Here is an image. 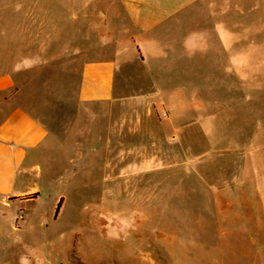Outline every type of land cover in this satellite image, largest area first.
<instances>
[{
  "label": "crops",
  "instance_id": "0c3cea01",
  "mask_svg": "<svg viewBox=\"0 0 264 264\" xmlns=\"http://www.w3.org/2000/svg\"><path fill=\"white\" fill-rule=\"evenodd\" d=\"M2 12L0 217H11L14 232L26 206L42 199V184H66L76 172L69 140L98 122L103 184H135L139 193L160 174L162 184H200L203 204L214 207L233 189L256 188L264 199V84H237L258 75L254 61L264 74L250 35L261 27L253 14L264 13V0H71L69 26L99 30V50L82 67L73 113L55 112L53 128L13 101L15 76L28 69L21 63L14 72L13 45L29 38L14 37L12 6ZM159 110L168 117L157 119ZM200 136L205 145L192 143ZM175 149L181 157L160 167L157 158ZM59 156L69 160L58 181Z\"/></svg>",
  "mask_w": 264,
  "mask_h": 264
},
{
  "label": "rangeland",
  "instance_id": "374dc122",
  "mask_svg": "<svg viewBox=\"0 0 264 264\" xmlns=\"http://www.w3.org/2000/svg\"><path fill=\"white\" fill-rule=\"evenodd\" d=\"M6 4L12 6L14 37L29 38V43L13 45L14 72L19 64H28L15 76L13 101L53 128L55 112L74 111L82 67L99 50L93 44L99 30L69 26L71 0H0V8ZM253 18L261 21L250 33L260 43L253 51L264 57V13ZM0 19H5L3 12ZM256 63L253 72L258 75L247 82L238 77V85L264 84ZM113 111L121 115L117 108ZM167 117L157 111V119ZM94 125L98 131H77L69 140L76 172L66 184H42V199L26 206L25 221L20 215L14 222L16 229L22 225L19 232L12 230L10 216L0 217V264H264V199L259 189H233L231 196L221 191L214 207L203 204L200 184H162L160 174L158 184H144L147 188L139 193L135 184H103L102 134L100 123ZM161 131L157 126V133ZM236 132L248 138L244 128ZM133 141L130 136L128 143ZM192 143L206 144L201 136ZM160 148L158 141L162 154ZM180 154L175 149L172 157L159 156L158 165ZM66 159L56 157L58 181L65 176Z\"/></svg>",
  "mask_w": 264,
  "mask_h": 264
},
{
  "label": "trees",
  "instance_id": "16d2710c",
  "mask_svg": "<svg viewBox=\"0 0 264 264\" xmlns=\"http://www.w3.org/2000/svg\"><path fill=\"white\" fill-rule=\"evenodd\" d=\"M61 208V202L59 203V205H58V208H57V212H56V216L58 215V213H59V209Z\"/></svg>",
  "mask_w": 264,
  "mask_h": 264
}]
</instances>
